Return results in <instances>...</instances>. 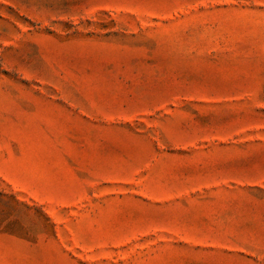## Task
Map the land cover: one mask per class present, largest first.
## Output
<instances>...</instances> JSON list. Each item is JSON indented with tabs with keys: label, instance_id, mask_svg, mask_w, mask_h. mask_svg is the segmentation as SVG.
<instances>
[{
	"label": "rangeland",
	"instance_id": "obj_1",
	"mask_svg": "<svg viewBox=\"0 0 264 264\" xmlns=\"http://www.w3.org/2000/svg\"><path fill=\"white\" fill-rule=\"evenodd\" d=\"M0 264H264V0H0Z\"/></svg>",
	"mask_w": 264,
	"mask_h": 264
}]
</instances>
